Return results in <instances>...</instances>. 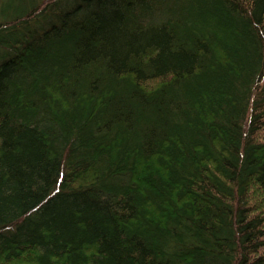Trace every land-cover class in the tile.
Wrapping results in <instances>:
<instances>
[{"label": "trees", "instance_id": "16d2710c", "mask_svg": "<svg viewBox=\"0 0 264 264\" xmlns=\"http://www.w3.org/2000/svg\"><path fill=\"white\" fill-rule=\"evenodd\" d=\"M0 264H264V0H0Z\"/></svg>", "mask_w": 264, "mask_h": 264}]
</instances>
